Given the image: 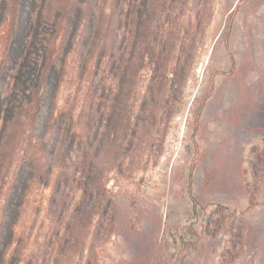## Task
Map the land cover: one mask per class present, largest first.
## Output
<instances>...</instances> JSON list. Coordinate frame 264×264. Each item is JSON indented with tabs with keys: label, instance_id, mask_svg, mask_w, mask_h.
Returning a JSON list of instances; mask_svg holds the SVG:
<instances>
[{
	"label": "rangeland",
	"instance_id": "obj_1",
	"mask_svg": "<svg viewBox=\"0 0 264 264\" xmlns=\"http://www.w3.org/2000/svg\"><path fill=\"white\" fill-rule=\"evenodd\" d=\"M95 1L7 163L0 264H264V0Z\"/></svg>",
	"mask_w": 264,
	"mask_h": 264
},
{
	"label": "trees",
	"instance_id": "obj_2",
	"mask_svg": "<svg viewBox=\"0 0 264 264\" xmlns=\"http://www.w3.org/2000/svg\"><path fill=\"white\" fill-rule=\"evenodd\" d=\"M40 1L0 0V46L3 53L0 59V113L3 108L6 111V122L0 126V187L5 183L7 163L22 140V126L25 122H43L45 96L52 82V73L61 65L63 41L76 28L74 13L82 0H46L43 7ZM24 9L25 15L22 13ZM86 9L83 33L88 36L94 28L100 31L104 26L103 8L97 1L88 0ZM26 43L30 46L25 47ZM81 48V52H87L83 41ZM20 51L23 54L18 59ZM6 66L16 69L14 76L17 80L8 92L1 85ZM44 145L48 147V143Z\"/></svg>",
	"mask_w": 264,
	"mask_h": 264
}]
</instances>
